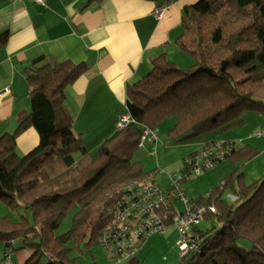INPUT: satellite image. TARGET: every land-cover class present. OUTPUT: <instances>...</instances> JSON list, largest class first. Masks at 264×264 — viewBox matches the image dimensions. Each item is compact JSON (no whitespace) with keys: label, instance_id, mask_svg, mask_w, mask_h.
<instances>
[{"label":"trees","instance_id":"obj_1","mask_svg":"<svg viewBox=\"0 0 264 264\" xmlns=\"http://www.w3.org/2000/svg\"><path fill=\"white\" fill-rule=\"evenodd\" d=\"M181 25L176 44L193 65L182 68L167 53L154 58L150 72L127 87L130 123L95 154L74 131L64 107L66 87L86 65L42 55L25 67L31 111L13 133L0 135V200L12 210H30L33 220L23 213L19 221L0 217L7 251L16 241L34 250L29 263L46 256V264H73L68 241L88 249L99 244L124 186L156 173L133 159L144 127L158 130L173 119L167 135L186 139L243 125L247 111L264 117V0H198L184 7ZM8 38V31L0 33V48ZM29 127L36 128L40 141L20 155L17 138ZM258 154L256 146L237 143L225 159L234 170L222 183L198 198L185 190L206 211L193 226L197 247L179 264H264V175L249 183L243 171ZM74 210L71 229L57 236ZM176 215L170 210V220ZM129 264L141 262L132 258Z\"/></svg>","mask_w":264,"mask_h":264},{"label":"crops","instance_id":"obj_2","mask_svg":"<svg viewBox=\"0 0 264 264\" xmlns=\"http://www.w3.org/2000/svg\"><path fill=\"white\" fill-rule=\"evenodd\" d=\"M196 1L46 0L38 3L33 0H0V33L9 32L8 42L0 48V91L9 88L0 99V135L13 133L31 111L30 88L25 75V67L30 61L42 55L58 62L69 59L84 63L87 68L66 87L64 107L88 152L97 153L104 142L118 132L120 117L129 114L128 85L150 72L152 60L162 53H167L178 65L188 60L176 40L182 33L184 7ZM162 6L167 7L166 11L157 17L154 11ZM244 114V123L238 128L245 133L249 122L246 123ZM261 127L264 122L258 125L256 132L246 133L245 137L251 139L255 133L261 132ZM234 129L207 134L211 137L206 139L198 136L176 139L170 150L160 149L169 154V158L161 160L167 164L155 169L156 174L161 175L162 168L184 160L212 139L235 141L239 146L250 144L245 143L241 133ZM223 134H230V138H221ZM39 141L36 128H27L17 138L18 153L27 154ZM259 159L257 157L253 162ZM245 166L243 171L246 173ZM261 166L263 171V160ZM161 176L166 180L164 187H167L169 178ZM5 207L7 209V204L0 200V217H10ZM14 243L10 251L12 264L48 262L44 256L29 263L34 250ZM6 252V245L0 240V258Z\"/></svg>","mask_w":264,"mask_h":264},{"label":"built area","instance_id":"obj_3","mask_svg":"<svg viewBox=\"0 0 264 264\" xmlns=\"http://www.w3.org/2000/svg\"><path fill=\"white\" fill-rule=\"evenodd\" d=\"M33 1L45 3L46 0ZM166 8H156L155 15L161 17ZM8 91L9 88L1 90L0 99ZM130 121L129 115L120 117L118 130ZM261 135L259 132L258 136ZM147 139L157 141V130L144 127L139 145L144 146ZM236 145L237 142L227 140H214L204 144L185 158L186 173L168 174L170 183L166 188L156 182V173L128 182L118 195L112 216L100 237V244L106 248L111 259L119 262L134 258L149 237L156 233H165L170 225H177L181 257L196 248L193 226L202 220L206 207L195 205L184 189V181L190 179L191 175H200L224 161ZM172 199L182 203L183 210L171 204ZM170 210H173L174 215L177 214L173 220H170ZM211 211H215V208L211 207ZM0 263L12 264L10 250L0 258Z\"/></svg>","mask_w":264,"mask_h":264},{"label":"rangeland","instance_id":"obj_4","mask_svg":"<svg viewBox=\"0 0 264 264\" xmlns=\"http://www.w3.org/2000/svg\"><path fill=\"white\" fill-rule=\"evenodd\" d=\"M185 56L186 60L188 59L189 61L187 60L183 63L180 62L179 66L182 68L191 67L193 65V60L187 55ZM243 114L241 116H243ZM244 117L247 118L246 123L249 122L248 125H246L247 129L245 130V133L242 132L244 130L238 128L241 127V125L235 127V129L238 128L236 129V132L241 133V136L246 141L245 143L255 144L252 145L258 148L259 154L257 157H260L258 161L253 162L257 157L252 161H248L247 165L245 166L246 176L248 175L246 181L252 183L256 181L255 179H258L264 175V170L262 171L261 166V160L264 161V135H262L259 139L257 136L258 134L256 135L255 133V136H252V138L249 139V137H245V134L247 133L248 135L250 133L256 132L258 130V125L264 122V120L261 119L260 115L254 111H247L244 114ZM173 123V119L165 121L157 130L159 139L155 142L147 139L145 141V145L139 147V149H137L136 153L134 154V161L141 162L145 171L158 169L162 165L167 164L165 161L161 160L169 158V154L163 152L160 149L163 148L165 150H170L171 146H173V142H176V139L179 140V138H181L179 136L169 137L167 135V132ZM259 129L261 132H264V127ZM198 137L199 139H206V137L211 136L204 134ZM221 138H230V134H223ZM221 140L225 141L224 139ZM174 145L176 144L174 143ZM79 155L80 154H76V157L79 158ZM165 167L166 168H162L163 173L161 174L165 178L169 173L187 172L184 160H181L180 162L177 161L176 163H172ZM233 170L234 163L232 161L226 160L221 163H217L212 169L203 171L200 174V177L194 175L195 177H191L190 179L186 180L183 185L190 197L198 198L199 196L206 195L213 187L222 183L223 180ZM161 175L156 174V182L159 183L163 188H166L164 187L166 180H163ZM227 196L229 197V194H227ZM176 205L178 209L181 208L180 210H183L184 206L182 203L176 201ZM7 209L13 221H19L21 219L22 213L25 214L30 219V221L33 220L32 212L30 210L20 209V211H15L9 207H7ZM75 212L76 210L71 211L67 216L64 217L60 227L55 231L57 236H63L71 229ZM241 244L247 248L250 247V244L247 241H241ZM68 246L71 248L69 257L72 259L73 264H129L131 260L130 258H127L119 262L113 261L106 248L100 243L94 246L92 249H88L85 243H82L79 247L74 243L73 240H71L68 241ZM137 258L140 260L141 264H179L181 255L177 225H170L167 227L165 233H156L152 235L149 240L145 242L143 252L139 251Z\"/></svg>","mask_w":264,"mask_h":264},{"label":"clouds","instance_id":"obj_5","mask_svg":"<svg viewBox=\"0 0 264 264\" xmlns=\"http://www.w3.org/2000/svg\"><path fill=\"white\" fill-rule=\"evenodd\" d=\"M145 145V144H144Z\"/></svg>","mask_w":264,"mask_h":264}]
</instances>
